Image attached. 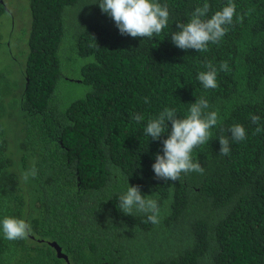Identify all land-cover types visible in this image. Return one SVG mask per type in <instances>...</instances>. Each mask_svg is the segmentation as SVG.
<instances>
[{
  "label": "trees",
  "instance_id": "1",
  "mask_svg": "<svg viewBox=\"0 0 264 264\" xmlns=\"http://www.w3.org/2000/svg\"><path fill=\"white\" fill-rule=\"evenodd\" d=\"M28 1L26 60H17L16 75L0 70V221L24 219L32 230L16 241L0 231V264H66L51 242L69 264H264V0H233L243 20L234 17L206 52L170 38L205 0H159L168 26L150 39L120 35L99 0ZM207 2L211 16L227 0ZM12 43L0 33L2 49ZM224 61L229 71L205 89L196 78L204 64ZM63 83L87 91L69 100ZM202 96L219 116L209 142L192 153L203 174L156 179L152 164L171 123L153 141L148 119L165 107L184 118ZM234 124L246 139L230 141L222 156L218 139ZM33 162L37 176L25 182ZM127 183L157 200L159 223L123 214Z\"/></svg>",
  "mask_w": 264,
  "mask_h": 264
},
{
  "label": "clouds",
  "instance_id": "2",
  "mask_svg": "<svg viewBox=\"0 0 264 264\" xmlns=\"http://www.w3.org/2000/svg\"><path fill=\"white\" fill-rule=\"evenodd\" d=\"M98 7L114 22L120 35L132 38H152L159 35L168 26L169 11L167 5H162L159 0H99ZM236 4L233 0L227 3L211 16L210 4L205 0L202 6H197L191 13L186 23H177L176 31L171 33V42L181 50L193 49L196 52H206L210 44L218 43L228 32L233 18L242 21V16H237ZM206 70L200 71L197 80L205 89L218 87V71H229L227 61L221 62L219 69L211 62L204 64ZM144 102L148 103L145 97ZM210 105L203 96L190 104L188 114L178 118L176 109L165 107L157 116L149 118L144 133L153 141L160 140L168 132L167 122L171 123V130L167 138L161 141L162 155H155L152 170L155 178L164 181H178L182 174L197 172L203 174L204 168L193 160V150L209 142L212 135L211 129L218 123V113L207 111ZM136 122L144 120L143 115L134 114ZM253 124H259L260 117L251 115ZM257 126L255 133L261 132ZM231 136H221L219 140V154L227 156L230 153V141H243L246 139V130L240 124H234L228 129ZM38 170L35 162L29 169L21 173L22 179L27 182L29 177L36 178ZM119 208L123 214L132 216L133 212L144 213L147 221L152 224L159 223V206L157 200L151 196L143 195L139 185L129 186L119 196ZM31 225L24 219L5 216L0 221V231L5 239L16 241L26 239L31 233Z\"/></svg>",
  "mask_w": 264,
  "mask_h": 264
},
{
  "label": "rangeland",
  "instance_id": "3",
  "mask_svg": "<svg viewBox=\"0 0 264 264\" xmlns=\"http://www.w3.org/2000/svg\"><path fill=\"white\" fill-rule=\"evenodd\" d=\"M4 3L5 11L0 16V33L2 35V41L4 39L13 38L12 48L0 47V70L6 67L12 71L13 75L19 73V64L16 63L18 59H23L24 62L28 55L27 46V33L30 29L31 13L29 9L28 0H0ZM29 21L28 30L25 33L26 23ZM70 62H74V59H69ZM74 79V78H73ZM77 81V80H76ZM87 89L84 87L76 86L74 84L63 83L61 88V95L63 98H79L86 93Z\"/></svg>",
  "mask_w": 264,
  "mask_h": 264
},
{
  "label": "water",
  "instance_id": "4",
  "mask_svg": "<svg viewBox=\"0 0 264 264\" xmlns=\"http://www.w3.org/2000/svg\"><path fill=\"white\" fill-rule=\"evenodd\" d=\"M48 245L55 251L56 257L58 259H62L66 264H69L67 256L62 253L61 248L57 245L56 242L48 243Z\"/></svg>",
  "mask_w": 264,
  "mask_h": 264
}]
</instances>
